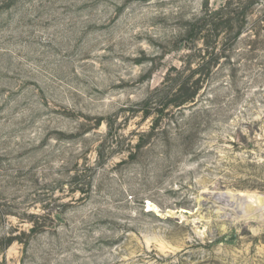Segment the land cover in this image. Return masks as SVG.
<instances>
[{"label":"rangeland","instance_id":"obj_1","mask_svg":"<svg viewBox=\"0 0 264 264\" xmlns=\"http://www.w3.org/2000/svg\"><path fill=\"white\" fill-rule=\"evenodd\" d=\"M0 264H264V0H0Z\"/></svg>","mask_w":264,"mask_h":264}]
</instances>
